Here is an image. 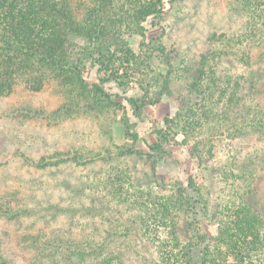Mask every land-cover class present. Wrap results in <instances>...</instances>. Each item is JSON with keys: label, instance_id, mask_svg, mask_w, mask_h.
I'll return each instance as SVG.
<instances>
[{"label": "trees", "instance_id": "1", "mask_svg": "<svg viewBox=\"0 0 264 264\" xmlns=\"http://www.w3.org/2000/svg\"><path fill=\"white\" fill-rule=\"evenodd\" d=\"M182 1L0 0V98L11 95L20 84L41 92L54 83L66 100L56 117H72L82 110L93 113L101 132L112 140L106 156L91 160L108 168L91 189V205L86 209L89 221L100 220L104 229L92 224L83 229L77 224L82 237L77 238L65 228V236L54 238L59 244L47 248L50 264H127L129 252L142 255L145 264H264V206L255 200L264 173V144L216 163L215 139L199 136L219 118L227 120V131L233 128L236 138L259 135L264 139V105L253 103L242 77L225 64L242 52L250 65L248 53L264 43V0H242L245 23L238 34L211 36L215 46L201 55L189 84L191 96L200 97V116L182 102L177 116L165 118V128L155 130L157 141L148 145V153L134 145L117 146L110 134V113L123 111L125 135L138 142L123 101L135 117L142 118L148 107L172 95L176 51L160 40H148L147 24L160 22L167 5ZM134 37L142 38L138 53L131 45ZM156 52L166 74L153 68ZM90 68L96 70L97 83L86 79ZM109 84L126 91L137 84L141 94L116 101L107 90ZM177 126L179 131L174 130ZM177 146L186 149L200 168L217 175L214 190L188 179L187 187L200 202L188 195L183 182L143 185L121 166L126 158L146 157L155 172L158 159ZM66 156L49 164L43 159L35 167L88 163L79 151ZM200 204L209 209L211 223L217 226L212 237L190 222V213H196ZM0 264H10L1 249Z\"/></svg>", "mask_w": 264, "mask_h": 264}, {"label": "rangeland", "instance_id": "2", "mask_svg": "<svg viewBox=\"0 0 264 264\" xmlns=\"http://www.w3.org/2000/svg\"><path fill=\"white\" fill-rule=\"evenodd\" d=\"M241 7L242 0H184L167 5L160 22L149 21L148 40H160L168 49L176 51L171 83L173 93L164 97L157 106L148 107L142 118L135 117L123 101L138 142L125 135L121 122L123 111L111 112L110 134L117 146L134 145L146 153L150 152L148 145L157 141L155 130L165 128V118L177 116L182 102L186 103L187 109H197L201 115L200 97L191 96L189 90L192 75L201 55L215 46L210 39L213 34L236 35L243 29L245 16ZM141 42V37L131 40L137 53ZM245 54L241 52L225 64L242 77L241 82L253 103L264 105V43L257 44L248 53L250 65ZM153 68L157 74L167 73L158 52L154 54ZM86 79L90 84L97 83L96 70L90 68ZM107 90L116 101L126 95L141 94L137 84H131L127 91L116 84H109ZM65 102L54 83L47 84L41 92H33L20 84L11 95L0 98V249L10 264H50L47 248L50 244H59L54 238L58 234L65 236V228L72 229L77 238H82L79 228H75L77 224L83 225V229L91 224L104 229L100 220L97 223L89 221L91 218L86 209L91 205V189L105 176L108 168L102 161L91 160L106 156L112 140L101 132L93 113L82 110L81 114L72 117L64 114L56 117ZM225 121L218 118L199 134L202 138L215 139L216 163L243 156L254 145L264 144L259 135L236 138L233 128L231 133L227 131ZM174 130L179 131L180 127ZM177 139L181 142L183 136L179 134ZM78 151L81 156H87L85 165L63 163L58 169L50 166L45 170L35 167L43 159L49 164L66 158L68 154L73 156ZM121 166L129 168L143 185L183 182L188 195L196 202L200 199L187 187L189 178L195 184H207L211 190L217 184V175L200 168L180 146L158 159L155 172L152 161L146 157L126 158ZM255 200L264 206V173L259 180ZM190 222L209 237L217 234V226L211 223L210 211L203 204L198 205L196 213H190ZM186 227L185 222L184 229ZM141 251L145 253L143 249ZM198 259L196 256V261ZM125 262L145 264L142 255L130 252Z\"/></svg>", "mask_w": 264, "mask_h": 264}]
</instances>
